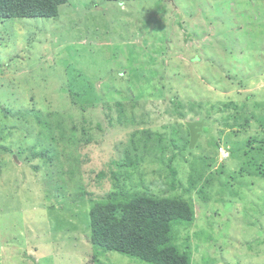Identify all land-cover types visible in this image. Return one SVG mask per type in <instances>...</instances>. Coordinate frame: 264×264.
I'll return each instance as SVG.
<instances>
[{"label": "rangeland", "instance_id": "obj_1", "mask_svg": "<svg viewBox=\"0 0 264 264\" xmlns=\"http://www.w3.org/2000/svg\"><path fill=\"white\" fill-rule=\"evenodd\" d=\"M263 152L264 0L0 21V264H148L90 244L88 210L114 195L188 203L171 244L190 264H264Z\"/></svg>", "mask_w": 264, "mask_h": 264}, {"label": "trees", "instance_id": "obj_2", "mask_svg": "<svg viewBox=\"0 0 264 264\" xmlns=\"http://www.w3.org/2000/svg\"><path fill=\"white\" fill-rule=\"evenodd\" d=\"M104 1L123 3L136 0ZM66 3L68 0H0V21L12 18L54 19L58 16L59 7ZM52 115L35 116L40 124L48 127L47 117L51 119ZM250 143L247 142L249 146ZM47 151L40 152L39 156L49 163ZM250 162L255 173L264 178V163L253 157ZM118 199L114 195L92 202L88 210L90 244L96 252H116L148 264H190V256L171 244L172 225L188 224L193 219L188 203L148 196H135L123 202Z\"/></svg>", "mask_w": 264, "mask_h": 264}, {"label": "water", "instance_id": "obj_3", "mask_svg": "<svg viewBox=\"0 0 264 264\" xmlns=\"http://www.w3.org/2000/svg\"><path fill=\"white\" fill-rule=\"evenodd\" d=\"M203 126V122H188L186 123V127L188 129L189 132V147L192 148L194 146V144L196 143V140L198 138V131H200V129Z\"/></svg>", "mask_w": 264, "mask_h": 264}]
</instances>
